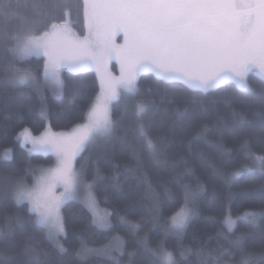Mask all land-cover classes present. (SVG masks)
<instances>
[{"label":"trees","instance_id":"obj_1","mask_svg":"<svg viewBox=\"0 0 264 264\" xmlns=\"http://www.w3.org/2000/svg\"><path fill=\"white\" fill-rule=\"evenodd\" d=\"M69 2V9H49L42 25L41 17L30 10H17L36 21L37 35L52 23L65 20L83 34L82 0ZM62 11L70 14L60 18ZM10 64L35 74L39 88L10 83ZM44 65L43 57L16 63L0 45V230H12L10 237L0 240V250L22 260V249L32 237L42 249L40 264H154L157 257L149 249L157 245L171 252L176 264H204L205 260L212 264L213 257H220L222 264H239L243 253L232 242L244 235V253L264 252V218L257 217L254 224L237 219L246 212L264 211V202L242 195L264 187V180L253 174L231 179L233 173L252 164L245 159V144L253 153L264 155V105L232 81L204 91L152 72L139 75L138 95L122 92L121 99L112 105L114 135L89 143L77 159L84 177L93 184L96 202L109 211L104 209L108 226H99L82 201H68L62 207L66 235L60 239L65 251L49 243L46 229L38 228L36 215L29 212L30 205L18 206L9 195L8 181L21 179L31 185L40 173L38 169L52 166L55 156L29 155V146L22 147L16 137L25 128L38 135L48 125L61 131L83 123L101 83L94 70H64L62 95L58 97L45 83ZM248 84L256 92L264 89L261 77L254 73L249 74ZM137 100L149 102L154 109L143 122H152L155 157L136 135ZM42 106L44 115L40 114ZM177 110L183 113L179 120ZM234 111L247 121L238 134L232 132L239 119H234ZM5 154L9 159H4ZM185 189L194 194L188 206L193 212L191 221L181 233L169 231L167 221L183 210ZM153 197L159 201L157 211L153 210ZM169 198L175 203H169ZM229 215L236 221L231 231L226 223ZM8 240L14 246H9Z\"/></svg>","mask_w":264,"mask_h":264},{"label":"snow or ice","instance_id":"obj_2","mask_svg":"<svg viewBox=\"0 0 264 264\" xmlns=\"http://www.w3.org/2000/svg\"><path fill=\"white\" fill-rule=\"evenodd\" d=\"M71 7L69 0H15V4L13 0H0V45L16 63L44 57L43 76L46 84L51 83L62 89L60 73L65 68L78 71L84 66L95 65L100 72L113 58L118 59L121 65L118 78L101 72V94L88 111L86 123L72 133H45L34 138L29 129H23L16 137L22 147L29 143L33 145L27 149L29 155L36 151H54L56 154V167L38 169L41 176L34 186L29 187L21 179H11L8 184L11 198L18 206L25 202L30 205L28 210L36 215L37 227L46 229V239L61 252L65 249L60 239L66 235L61 209L68 201L77 199L80 188H91L83 174L74 169V157L86 144L97 138L108 140L114 135L116 122L111 118L112 102L121 99V91L130 96L139 94L140 73L151 71L164 80H182L193 89H213L224 82L233 81L241 92L264 105V89L256 92L246 80L252 71L264 73V0H82L80 7L89 35L63 44L54 43L53 37L70 34L67 20L60 24L52 23L50 31L37 35L39 29L36 21L17 10H30L41 17L42 25L49 15V9ZM69 14L62 11L60 18ZM121 33L124 43L117 45L115 37ZM8 71L10 83L39 88V79L31 71L17 68L14 64L9 65ZM261 80L264 82V75ZM56 94L60 97L62 92ZM228 106L231 107V102H228ZM153 110L149 102L134 101L136 135L155 157L156 145L150 136L152 122H143L144 117ZM40 114L44 115L43 106ZM182 116L183 113L177 110L176 120ZM233 117H239L232 129L233 134H238L247 121L235 111ZM203 132L206 129H202ZM244 147L247 151L245 159L252 161V164L233 173L231 179L238 180L253 174L264 180V155L253 153L247 144ZM4 159H9L7 154ZM53 182L64 187L61 198L52 195ZM242 195L264 202V187ZM182 199V212L167 221L169 231L181 233L191 221L193 212L188 206L194 194L185 189ZM152 200L153 210L157 211L158 198L153 197ZM169 203H175V199L169 198ZM84 207L95 215L94 198L90 197ZM257 217L264 218V211L246 212L237 219L254 224ZM95 222L101 227L108 226L104 217L97 216ZM226 223L229 231L236 226V221L230 215L226 217ZM132 227L138 228L137 225ZM11 234V228L7 232L0 230V240ZM244 239L245 236L241 235L232 242L243 253L239 264H264V252H243ZM8 244L14 246L11 240H8ZM41 251L33 238L29 237L22 249L24 259L6 255L4 250H0V264H40ZM149 251L157 257L154 264H176L173 254L163 245ZM200 254H203V250ZM181 256L183 258L184 253ZM204 264H208V261L205 260ZM212 264H222V260L213 257Z\"/></svg>","mask_w":264,"mask_h":264},{"label":"rangeland","instance_id":"obj_3","mask_svg":"<svg viewBox=\"0 0 264 264\" xmlns=\"http://www.w3.org/2000/svg\"><path fill=\"white\" fill-rule=\"evenodd\" d=\"M64 22H65V21H63V22H61V23H64ZM56 24H60V23H56ZM68 24H69L70 34H64V35L58 34L56 37H53V42H54V43H58V44L68 43V42H70L72 39H83L84 37H86V36L89 35L87 22H86V26H85V32H84L83 34H80L79 32H77V31L71 26V24L69 23V21H68ZM50 30H51V29L49 28V29L46 30V31H50ZM46 31H45V32H46ZM115 43H116L117 45H122V44L124 43V39H123V34H122V33L119 34V35H117V36L115 37ZM43 58H44V57H43ZM44 59H45V58H44ZM45 63H46V60H45ZM64 70L71 71L70 69L65 68V69L62 70V72H63ZM82 70H94V71L98 74V76H99L100 83H101V72H107V73H110L113 77H117V78L121 75V65H120V61H119L118 59H116V58H113L112 60L108 61V62H107V66H106V68L101 69L100 72L97 71V68H96L95 65H87V66H84V67H82V68H81L80 70H78V71H82ZM78 71H71V72H78ZM62 72L60 73V77H61V79H62ZM149 72H151V71H149ZM142 73H144V72H142ZM142 73H140V74H142ZM152 73L156 74L155 72H152ZM250 73H254V74L258 75L259 77H261L262 75H264V73H261V72H259L258 70L252 71V72H250ZM250 73H248V75H247V77H246L247 83H248V76H249ZM156 75H157V74H156ZM157 76H158V75H157ZM138 77H139V76H138ZM159 77H160V76H159ZM178 81H182V80H178ZM182 82H184V81H182ZM232 82H233V81H232ZM184 83H185V82H184ZM224 83H225V82H224ZM48 84H49V86L54 90L55 93H57L58 91H61V89H59L58 86H56V85H54V84H51V83H48ZM185 84H186V83H185ZM188 86H189V85H188ZM200 90L207 91V90H211V89H207V90H205V89H200ZM101 91H102V88L100 89V92H99V94L97 95V97L101 94ZM122 92H123V91H121V93H122ZM115 102H116V101H113V102H112V105H113ZM95 103H96V100H95L94 104H95ZM94 104H93V105H94ZM112 105H111V110H112ZM91 108H92V107H91ZM111 118H112V113H111ZM85 123H86V119H85V121H84L83 123H81V124H77L76 126L70 128V129H67V130H61V131L53 130V129L48 125V126L45 128V130H44L41 134L35 135V134H33L31 131H30V134H31V136L34 137V138H39L40 136H42V135L45 134V133H52V134H56V135H61V134L68 135V134L72 133L74 129L78 128L79 126H81V125H83V124H85ZM25 129H28V128H25ZM20 132H22V131H20ZM27 145L29 146V149L33 147V145H32L31 143H29V144H27ZM87 145H88V144H86L85 147H86ZM85 147H84V148H85ZM83 150H84V149H83ZM83 150H82V151H83ZM82 151L79 152V153L74 157V160H73V166H74V169H75L77 172H79V173H82V171H81V169H80V167H79V165H78V161H77V159H78V157L80 156V154L82 153ZM34 153H40V154H52V155L55 156V157H54V158H55V161H54V163H53L52 166H51V165H49V166H44V167H42L41 169H53V168L56 167V165H57V157H56V154H55L54 151H48V152H44V151H36V152H34ZM82 174H83V173H82ZM40 176H41V172L38 174L37 179L35 180V182L32 183L31 185H28V186H29V187L34 186V185L37 183V180H38V178H39ZM83 176H84V175H83ZM84 180H85L88 184L91 185V188H90V189H89V188H80V189L78 190V192H77V199H76V200H80V201H82L83 203H85L90 197H91V198H94V200H95V215H94V214H93V215H94V217H95V220H96L97 216L104 217L105 220H106V216H107V215H106V213H105V211H104L105 208L102 209L103 207H102L101 205H99V204L96 202V197H95V193H94V189H93V184L91 183L90 180L86 179L85 177H84ZM25 184H26V183H25ZM63 192H64V187H63L62 185H60V184H56L55 182H53V186H52V195H54V196L57 197V198H61ZM105 210H106V209H105ZM106 211H107L108 214H109V211H108V210H106ZM181 212H182V211H181ZM181 212H179V213L177 214V216H178ZM92 213H93V212H92ZM61 214H62V209H61ZM106 223H107V225H108L107 220H106Z\"/></svg>","mask_w":264,"mask_h":264}]
</instances>
